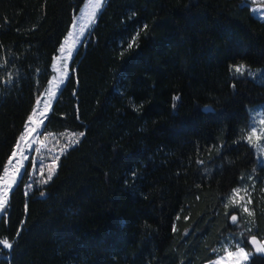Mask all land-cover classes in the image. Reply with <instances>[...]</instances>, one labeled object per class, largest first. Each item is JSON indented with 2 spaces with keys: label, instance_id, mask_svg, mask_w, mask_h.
Listing matches in <instances>:
<instances>
[{
  "label": "trees",
  "instance_id": "1",
  "mask_svg": "<svg viewBox=\"0 0 264 264\" xmlns=\"http://www.w3.org/2000/svg\"><path fill=\"white\" fill-rule=\"evenodd\" d=\"M85 1L0 0V177ZM244 3L105 0L44 122L47 131L84 135L52 179L26 195L27 163L0 214V239L13 244L0 246V264L217 257L238 227L230 216L241 212L227 196L255 180L259 191L264 175L244 139L264 80L233 72L238 63L264 66V20ZM250 206L248 233L264 236V202ZM248 264L264 256L253 253Z\"/></svg>",
  "mask_w": 264,
  "mask_h": 264
},
{
  "label": "rangeland",
  "instance_id": "2",
  "mask_svg": "<svg viewBox=\"0 0 264 264\" xmlns=\"http://www.w3.org/2000/svg\"><path fill=\"white\" fill-rule=\"evenodd\" d=\"M90 2H94V0H86L83 3L79 12L74 17L68 33L63 38L61 45L59 46V49L63 47L65 51L61 53L58 49V52L54 57L53 64H52V74L50 76V79L47 85L42 89L40 95L38 96L35 106L32 111V113L35 112L36 115L32 117L31 122H29V120L27 119L26 124L28 125L29 129L35 128L37 131H40L42 129L43 125L41 124V120L43 119V124H44L48 114L50 113L52 109V105L56 97L58 96V93L62 85L64 84V82L66 81V78L68 77L70 61L72 57L74 56L78 46L83 41L84 37L88 34L89 28L91 29V27L93 26L96 20V17L99 11L101 10V9L97 10L95 20L92 22L90 26L85 27L84 33L81 34V26L87 19L84 13L91 11L89 7ZM250 8L253 14L254 12L264 13V0H250ZM260 19L264 20V16H262V18ZM74 23L77 25L76 28H72V25ZM70 32L73 33V36L71 37H69ZM66 39L68 40L67 44L64 43ZM239 66H243L244 68V71L242 73H247L249 75V70H250L251 73H254L258 76V79L264 80V75H262V73H264V66L251 67L244 63H238L233 66V72H236L235 68ZM236 73H239V72H236ZM250 76H254V75H250ZM37 101H39V104H37ZM262 109H264V101L248 105V111L250 114V118H251L250 110L260 111ZM260 127H264V126H260ZM24 131H25V127H24L23 132ZM259 131H260V128L257 129L258 134H259ZM77 138L80 139L79 132H75L71 130H63L59 132L44 131L43 134L41 135H37L36 132H31L30 135L26 136L24 141H19L18 139L17 143L19 142L20 147L17 149L15 146L13 150L17 152V156L14 158L11 156L10 158L12 159V164L9 165L7 163L6 165V167L9 168V180L11 181L12 177H15L16 181L18 182L21 176L20 174L16 173V168H20V173H23L26 168L27 163H29L30 176L27 179L25 191L30 184H31L32 190L35 187H42L45 184H39V181L46 179L48 172L50 170H54V174H55L58 168V164H59L61 156L66 152L68 148L75 145V140ZM253 140L255 141L256 137H253ZM259 142L264 144V139H261ZM255 152L257 156V163L260 164V160L264 159V157L261 156L258 149H255ZM22 154H27L26 160L23 158ZM57 156L59 157V159H55V157ZM41 159H43V164L40 163ZM21 164H23L24 167L21 168L20 167ZM41 168L43 169V175H41V172L37 170ZM262 181L263 183L259 191L254 185L256 183V180L252 184L245 182L243 185H238L235 188H233V190L237 188L240 189L239 194L236 196V201L243 204L250 197L252 202L254 198H257V204L264 202V175L262 176ZM15 185H13V188L15 187ZM233 190L230 192L227 198L231 196ZM31 191H28V193H30ZM241 197H243L244 199L241 200L240 199ZM226 203L227 204L232 203L231 199H228ZM247 206L249 207L250 210H252L250 204H248ZM234 213L240 218L238 225H237L238 227L236 231L230 232L227 234L225 240L222 242V244L218 248V253L220 254H222L224 251L222 247L223 243L228 239L230 235L236 240H239L242 238L244 241L247 235L248 236L251 235L247 231V229H249L251 226L249 223L251 220V216L243 212H240V213L234 212ZM241 233H244L243 237H241L240 235ZM241 246L245 247L244 244H242ZM231 250L235 251V248L233 247ZM245 251L250 252L246 247H245ZM0 256H1V253H0ZM251 257L247 262H245V264H248L250 262ZM217 258H218V254L214 260H216ZM230 259H234V258H230ZM214 260L207 261L203 264H212ZM224 264H228V262L225 261Z\"/></svg>",
  "mask_w": 264,
  "mask_h": 264
},
{
  "label": "snow or ice",
  "instance_id": "3",
  "mask_svg": "<svg viewBox=\"0 0 264 264\" xmlns=\"http://www.w3.org/2000/svg\"><path fill=\"white\" fill-rule=\"evenodd\" d=\"M104 3H105V0H94V2H90L89 7L91 11L84 13L87 19L81 26V34L84 33L85 27L90 26L92 22L95 20L97 10L101 9ZM244 6L250 7V0H245V3L242 4V7ZM254 14L256 15L258 19L264 16V13L254 12ZM76 26L77 25L74 23L72 25V28H76ZM145 27L147 26L145 25ZM89 31H90V28H89ZM71 36H73V33L70 32L69 37ZM64 43L67 44L68 40L66 39ZM133 43H134V40L129 43V47H132ZM59 51L63 53L65 49L61 47ZM235 71L242 73L244 71V68L243 66H239L235 68ZM249 75H256V74L251 73V71L249 70ZM262 75H264V73H262ZM175 99H179V97H176ZM37 104H39V101H37ZM211 110L212 109L210 108H206V111H211ZM250 112H251V118L248 124V132L245 134L244 139L246 140L247 143L252 145L255 149H258L261 156L264 157V144L259 142L261 139H264V127H260V126H264V109L260 111L250 110ZM35 115L36 113L33 112L31 116H29L28 118L29 122L32 121V117ZM41 124L43 125V127L40 131H37L35 128L29 129L28 125L26 124L25 131L19 137V141H24L26 136L30 135L31 132H36L37 135H41L43 134L44 131H47V125L43 124V119L41 120ZM258 128H260L259 134L257 132ZM83 135H84L83 132L79 133L80 137H83ZM253 137H256L255 141L253 140ZM78 143H79V139L77 138L75 140V144H78ZM19 147H20V144L18 142L16 145V148L18 149ZM22 155H23V158L26 160L27 154H22ZM11 156L13 158L16 157L17 152L13 151ZM55 159H59V157L57 156L55 157ZM40 163L43 164V159L40 160ZM260 163L264 164V159H261ZM8 164L9 165L12 164L11 158L9 159ZM20 167L22 168L24 167V165L21 164ZM37 170L41 172V175H43L42 168L37 169ZM2 171H3V175L2 177H0V213H5L7 206L9 205L10 191L13 190V185H15L17 181L15 177H12L11 181L9 180V168L8 167H4ZM16 173L20 174L21 179L23 178L24 175L27 174V172L20 173V168H16ZM53 175H54V170H50L48 172L47 178L39 181V184H47L52 179ZM31 190L32 189H31V184H30L28 188L26 189L25 194L27 195L28 191H31ZM239 192H240L239 188L234 189L231 196L226 198V202L228 199H231L233 206L237 208L239 211L243 213H247L249 216H254V212L250 210L249 207L247 206L248 204L252 202L250 197L243 204L236 201V196L239 194ZM41 194L43 195V193ZM240 199L243 200L244 198L241 197ZM239 219L240 218L235 213L230 216V220L233 224L238 225ZM247 231L251 232L252 230L251 228H249L247 229ZM17 235H19V232L17 233ZM240 235L241 237H243L244 233H241ZM247 242L248 244L252 245L255 253L264 254V236H261L258 239L256 234H252L250 237H248ZM242 244H244V240L242 238L239 240H236L230 235L228 239L222 245L224 249L223 253L222 254L218 253V258L214 260L212 264H224L225 261H227L228 264H245V262H247L250 259L253 253L246 252L245 247L241 246ZM0 246H3V248L11 249L13 244L10 243L7 239H0ZM233 247L235 248V251L231 250ZM230 258H234V259H230Z\"/></svg>",
  "mask_w": 264,
  "mask_h": 264
},
{
  "label": "built area",
  "instance_id": "4",
  "mask_svg": "<svg viewBox=\"0 0 264 264\" xmlns=\"http://www.w3.org/2000/svg\"><path fill=\"white\" fill-rule=\"evenodd\" d=\"M7 62L4 57L0 58V91L7 82L6 79Z\"/></svg>",
  "mask_w": 264,
  "mask_h": 264
},
{
  "label": "water",
  "instance_id": "5",
  "mask_svg": "<svg viewBox=\"0 0 264 264\" xmlns=\"http://www.w3.org/2000/svg\"><path fill=\"white\" fill-rule=\"evenodd\" d=\"M206 108H210V109H212L211 111L214 110L213 107H212L210 104L205 105V106L203 107V110L206 111ZM206 112H209V111H206ZM230 224L235 225V224H233V223L231 222V220H230ZM252 234H256V233H252ZM252 234H251V235H252ZM251 235H250V236H251ZM256 235H257V238L259 239L260 236H259L258 234H256ZM250 236H249V237H250ZM249 245H250V244H249ZM250 247L252 248L253 253H254L255 255H257V256H264V254L255 253V252H254V249H253V247H252V245H250Z\"/></svg>",
  "mask_w": 264,
  "mask_h": 264
}]
</instances>
